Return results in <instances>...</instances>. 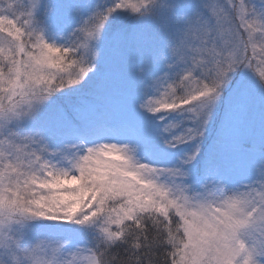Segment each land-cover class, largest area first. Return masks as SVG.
I'll use <instances>...</instances> for the list:
<instances>
[{
	"label": "rangeland",
	"instance_id": "1",
	"mask_svg": "<svg viewBox=\"0 0 264 264\" xmlns=\"http://www.w3.org/2000/svg\"><path fill=\"white\" fill-rule=\"evenodd\" d=\"M150 213L173 264H264V0H0V264Z\"/></svg>",
	"mask_w": 264,
	"mask_h": 264
},
{
	"label": "trees",
	"instance_id": "2",
	"mask_svg": "<svg viewBox=\"0 0 264 264\" xmlns=\"http://www.w3.org/2000/svg\"><path fill=\"white\" fill-rule=\"evenodd\" d=\"M183 241L174 215H141L123 225L117 242L102 246V264H173Z\"/></svg>",
	"mask_w": 264,
	"mask_h": 264
}]
</instances>
